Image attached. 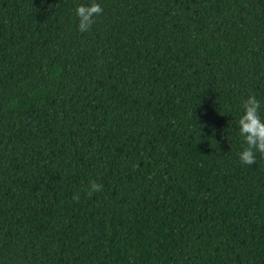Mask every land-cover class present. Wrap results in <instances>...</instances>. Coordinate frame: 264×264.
<instances>
[{"label": "trees", "instance_id": "obj_1", "mask_svg": "<svg viewBox=\"0 0 264 264\" xmlns=\"http://www.w3.org/2000/svg\"><path fill=\"white\" fill-rule=\"evenodd\" d=\"M92 2L0 0V264H264V0Z\"/></svg>", "mask_w": 264, "mask_h": 264}, {"label": "clouds", "instance_id": "obj_2", "mask_svg": "<svg viewBox=\"0 0 264 264\" xmlns=\"http://www.w3.org/2000/svg\"><path fill=\"white\" fill-rule=\"evenodd\" d=\"M103 13V8L95 0L90 4H80L75 9L77 18V29L84 33L89 31L96 18ZM241 115L238 118L239 135L243 138L244 147L238 153L241 163L253 165L259 153L264 156V120L261 119V102L255 95H248L241 100ZM103 185L92 180L84 192L91 197L93 194L102 191ZM81 193L76 192L72 195V200L79 202Z\"/></svg>", "mask_w": 264, "mask_h": 264}]
</instances>
